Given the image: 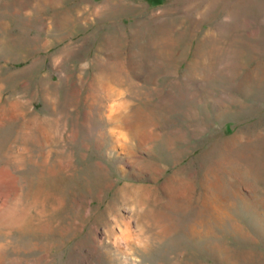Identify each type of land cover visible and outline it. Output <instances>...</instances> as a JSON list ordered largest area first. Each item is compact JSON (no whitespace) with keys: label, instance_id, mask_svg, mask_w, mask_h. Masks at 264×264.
Here are the masks:
<instances>
[{"label":"rangeland","instance_id":"obj_1","mask_svg":"<svg viewBox=\"0 0 264 264\" xmlns=\"http://www.w3.org/2000/svg\"><path fill=\"white\" fill-rule=\"evenodd\" d=\"M0 170V264H264V0H0Z\"/></svg>","mask_w":264,"mask_h":264},{"label":"bare ground","instance_id":"obj_2","mask_svg":"<svg viewBox=\"0 0 264 264\" xmlns=\"http://www.w3.org/2000/svg\"><path fill=\"white\" fill-rule=\"evenodd\" d=\"M9 180V175L5 172V171H3V170H0V185H2V184H5V183H7V181ZM225 182V181H224ZM226 183V182H225ZM227 188V186H226V184H224V183H221V186H220V191H224V189H226ZM227 190V189H226ZM221 193H223V192H221ZM219 197H221V194L219 195ZM221 198H223V197H221ZM224 199V198H223ZM225 206H226V204H225ZM206 209V208H205ZM2 210V209H1ZM121 234L123 235V237H129V234H128V228H126V231L124 230V231H122L121 232ZM218 246V245H217ZM217 249H218V251H221L223 254H224V252L226 251V248H224V246L222 247L221 245L220 246H218L217 247ZM226 253H228V251L226 252Z\"/></svg>","mask_w":264,"mask_h":264}]
</instances>
